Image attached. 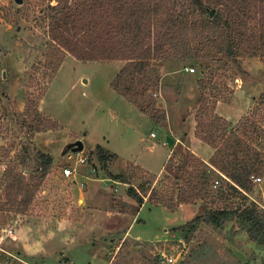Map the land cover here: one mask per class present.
<instances>
[{
  "label": "rangeland",
  "instance_id": "obj_1",
  "mask_svg": "<svg viewBox=\"0 0 264 264\" xmlns=\"http://www.w3.org/2000/svg\"><path fill=\"white\" fill-rule=\"evenodd\" d=\"M86 1L22 0L18 4L16 0H0V264H160L162 255L173 256V264H264V247L249 238L239 221H227L220 228L201 224L176 231L171 226L182 227L189 221L175 222L172 218L167 222L168 212L155 209L164 206L157 205V197L151 201L149 193L138 214L139 222L127 235L141 207L125 203L112 187V177L123 175L135 188L145 184L147 188L155 187L158 198L164 197L171 205L180 188L206 172L213 189L190 204L200 205L202 215L210 208L233 209L246 201L264 216V169L258 174L263 180L253 183L245 200L225 187L220 193L223 181L215 188L217 176L205 171L200 159L185 154L183 146L175 149L160 178L134 164L119 171L116 155L101 146L110 157L105 164L100 162L96 149L106 137L123 157L162 160L171 147L167 137L173 138L166 131L168 125L171 133L178 134L184 117L186 127L195 119L201 82L210 102L219 100L216 113L228 117L233 126L251 115V120L264 127V108L257 116L252 115L264 91V61L243 57L235 63L208 49H198L199 42L194 41L193 32L189 33L185 42L150 62L151 68L159 72L158 86L152 85L150 69L146 71L148 79L136 77L131 84L130 96L143 102L149 112L168 113L167 127L155 122L161 127L156 126L149 115H136L115 95L112 83L126 61L81 62L66 54L58 73L52 75L58 53L51 46L50 17L56 14L51 8L59 7L62 16L68 12L64 11L67 7ZM192 82L197 83L194 94ZM34 104L58 124L56 129L36 131L48 123L39 125L34 113H26L27 107L31 109ZM248 138L264 153V132H252ZM78 140L84 143L82 152L73 153L71 158L70 152L62 154L65 145ZM155 143L159 148L151 150ZM37 153L52 155L55 162L25 208L20 205L21 196L16 203L7 198L4 174L12 170L24 174L27 181L30 177L40 179L43 165ZM81 158L86 160L84 165L78 164ZM158 165L159 161L150 163L154 171H158ZM66 168L77 169L80 181L86 177L99 179L96 185L101 191L94 200L83 195L86 187L74 186L71 178L64 176ZM79 198L84 202L79 203Z\"/></svg>",
  "mask_w": 264,
  "mask_h": 264
},
{
  "label": "trees",
  "instance_id": "obj_2",
  "mask_svg": "<svg viewBox=\"0 0 264 264\" xmlns=\"http://www.w3.org/2000/svg\"><path fill=\"white\" fill-rule=\"evenodd\" d=\"M59 9L52 7L56 14L50 17L51 46L58 53L52 65V75L58 73L66 54L81 62L126 61L112 83L113 88L164 127H167L166 112H149L143 102L130 96L131 84L136 77L141 81L148 79L146 71L150 69L152 85L158 86L159 72L151 68L150 62L162 58L169 48H176L179 43L185 42L189 33L193 32L194 41L199 42L198 49H208L235 63L243 57L264 61V0H87L74 8L67 7L64 11L68 12L60 14L62 16L58 14ZM211 10H215L213 17ZM198 36L201 39L196 38ZM199 88L196 137L214 150L210 166L201 160L200 163L205 171L214 168L224 176V185L218 190L220 193L223 194L225 187L232 195L246 200V195L253 188L251 177L258 176L264 169V153L248 137L252 132L263 133L264 127L262 123L251 120V115L243 117L233 126L216 113L219 100L210 102L203 82ZM261 108H264V91L252 115L257 116ZM26 113L29 116L34 113L39 125L48 123V126L37 128V132L53 130L58 126L40 112L38 104L31 109L27 107ZM96 149L100 162L106 164L110 157L101 146ZM185 149V154L196 157ZM37 156L43 165L40 179L30 177L27 181L24 174L19 175L12 170L4 174L7 198H13L16 203L18 196H21L23 200L20 205L25 208L32 203L55 162L52 155L37 153ZM112 178L129 185L127 194L139 206L144 204L149 193L151 201L157 197V205L171 211L180 205L202 200L213 189L208 174L204 172L201 177L193 178L189 186L180 188L175 204L171 200V205H168L164 197L158 198L155 187L147 188L145 184L135 188L123 175ZM232 220L242 223L249 238L264 247V216L258 212L257 206H249L246 201L233 209L210 208L204 215L195 217L176 231L195 229L201 224L220 228Z\"/></svg>",
  "mask_w": 264,
  "mask_h": 264
},
{
  "label": "crops",
  "instance_id": "obj_3",
  "mask_svg": "<svg viewBox=\"0 0 264 264\" xmlns=\"http://www.w3.org/2000/svg\"><path fill=\"white\" fill-rule=\"evenodd\" d=\"M194 89L197 90V83L192 82V88H191V94H194ZM114 92V91H113ZM115 93V92H114ZM115 95L123 102L126 103L125 105L130 108L132 110L133 113H135L136 115H140L143 114L144 116H146L147 118H149L147 115H145L144 113L140 112L137 108H135L131 103L127 102L123 97H121L119 94L115 93ZM218 109H222L221 106L218 107ZM140 113V114H139ZM167 115V121H168V113H166ZM223 118L227 119L228 121L229 118L224 116L223 114L221 115ZM185 118V117H184ZM182 120V124H183V128L181 130L180 133H171L169 131V125H168V130L167 133L169 135H171L174 140V145H170V149L164 154V156L162 157V160H157L156 158L153 159L151 158V160H144L140 157H123L122 153L116 148H113V144L111 143V141H109L106 137H104L103 142H101L99 145L104 147L107 151L110 152V154L112 155H116L117 156V161L119 163V165H121V167L119 168V171H123L126 170L125 166H128V164H134L137 167H140L141 169L151 173L152 175H154L157 178H160L164 171L166 170L167 165L170 163V160L172 159V154L174 153L175 149L180 145L183 146L185 148H187L192 154H194L198 159H200L201 161H203L206 165H209V161L212 158L213 154H214V150L207 144H205L203 141H201L200 139H198L196 137V122L195 119L192 118L188 127L185 126V120ZM125 122L128 121L127 117L125 118ZM149 120L155 124L156 126L161 127L160 125H157L151 118H149ZM62 126V125H61ZM186 129V130H185ZM188 129V130H187ZM154 134V136H153ZM151 137L155 138L156 135L155 133H151ZM124 139V137H121V140ZM167 142V141H166ZM71 144V143H69ZM68 145V144H67ZM65 145V147L67 146ZM163 145H165V142L163 143ZM205 145L208 150L203 146ZM157 148H159V145L157 143H155L152 147L151 150H156ZM204 150V153H201L200 150ZM151 157V156H150ZM153 159V160H152ZM159 161V167H158V171H154V169H152L150 167V163H158ZM210 166V165H209ZM153 172H157V173H153ZM211 173H214L217 176V179L214 180V182L218 179H221V173H219L216 169L212 168L210 170ZM119 176V175H117ZM72 183L74 186H79L81 188H85L86 187V192L83 194L85 195V197L88 200H94L95 197L97 196V194L101 191L100 187L97 186V181L99 179H91L89 177L84 178L83 180H79L78 178H73L71 179ZM115 184L112 186L114 191L117 192V195H119L123 201L125 203H127L128 205H135L137 202L128 196L127 191L129 189V185L122 183L120 181H114ZM213 182V183H214ZM123 188L121 191H118V188ZM84 199L83 198H79V203H83ZM146 204H143L141 206H145ZM140 206V207H141ZM139 208V210H137V215L136 217H134L133 221L130 223L129 229L127 231V235L130 231V229L132 227H134L136 225V222H139V220L137 219L138 214L140 212V210L143 208ZM156 208H162L163 210H166L168 212L167 215V222H172V218H174L173 220L176 222H188L192 219H194L195 217L202 215L203 213V208L200 205H190V204H183L181 205L175 212H171L168 209L164 208V207H155ZM154 209V208H153ZM183 225V224H182ZM181 225H173L171 227L173 228H178ZM165 232L166 231L165 229Z\"/></svg>",
  "mask_w": 264,
  "mask_h": 264
},
{
  "label": "built area",
  "instance_id": "obj_4",
  "mask_svg": "<svg viewBox=\"0 0 264 264\" xmlns=\"http://www.w3.org/2000/svg\"><path fill=\"white\" fill-rule=\"evenodd\" d=\"M186 71L193 72L194 70L187 68ZM153 136H154V134H153ZM85 163H86V160L84 158H81L78 161V164H80V165H84ZM76 171H77V169L66 168L64 170V176L67 178L73 179L76 177V173H77ZM222 178H224L223 175H221V179H218L214 182L215 188L221 185ZM251 180L253 183L256 184V183H260L263 179L260 176H252ZM159 261H160V264H173L175 262V259L173 258V256L162 255L161 258L159 259Z\"/></svg>",
  "mask_w": 264,
  "mask_h": 264
},
{
  "label": "water",
  "instance_id": "obj_5",
  "mask_svg": "<svg viewBox=\"0 0 264 264\" xmlns=\"http://www.w3.org/2000/svg\"><path fill=\"white\" fill-rule=\"evenodd\" d=\"M16 2L18 4H22V0H16ZM210 15L213 17L215 15V10H211L210 11ZM167 144L169 145H173L174 144V140L171 137H167ZM84 150V143L81 140H78L74 143L68 144L64 151L62 152V154H65L67 152H70L69 154V158H71V155L73 153H80Z\"/></svg>",
  "mask_w": 264,
  "mask_h": 264
}]
</instances>
